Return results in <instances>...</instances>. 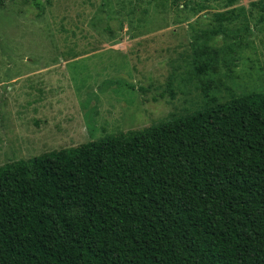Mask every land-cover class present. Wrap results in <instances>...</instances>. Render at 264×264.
I'll list each match as a JSON object with an SVG mask.
<instances>
[{
    "label": "trees",
    "instance_id": "obj_1",
    "mask_svg": "<svg viewBox=\"0 0 264 264\" xmlns=\"http://www.w3.org/2000/svg\"><path fill=\"white\" fill-rule=\"evenodd\" d=\"M0 264H264V92L1 165Z\"/></svg>",
    "mask_w": 264,
    "mask_h": 264
},
{
    "label": "rangeland",
    "instance_id": "obj_2",
    "mask_svg": "<svg viewBox=\"0 0 264 264\" xmlns=\"http://www.w3.org/2000/svg\"><path fill=\"white\" fill-rule=\"evenodd\" d=\"M1 1L0 166L264 92L260 0Z\"/></svg>",
    "mask_w": 264,
    "mask_h": 264
}]
</instances>
